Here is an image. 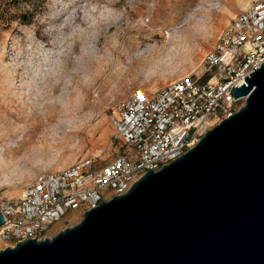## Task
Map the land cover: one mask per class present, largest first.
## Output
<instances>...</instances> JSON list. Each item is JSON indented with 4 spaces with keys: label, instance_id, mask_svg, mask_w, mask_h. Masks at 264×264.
Masks as SVG:
<instances>
[{
    "label": "rangeland",
    "instance_id": "374dc122",
    "mask_svg": "<svg viewBox=\"0 0 264 264\" xmlns=\"http://www.w3.org/2000/svg\"><path fill=\"white\" fill-rule=\"evenodd\" d=\"M256 1L0 0V201L82 159L110 162L117 104L200 75L220 32ZM13 246L0 238V251Z\"/></svg>",
    "mask_w": 264,
    "mask_h": 264
},
{
    "label": "water",
    "instance_id": "95a60500",
    "mask_svg": "<svg viewBox=\"0 0 264 264\" xmlns=\"http://www.w3.org/2000/svg\"><path fill=\"white\" fill-rule=\"evenodd\" d=\"M245 81V105L180 158L0 264H264V64Z\"/></svg>",
    "mask_w": 264,
    "mask_h": 264
},
{
    "label": "built area",
    "instance_id": "2783aa9c",
    "mask_svg": "<svg viewBox=\"0 0 264 264\" xmlns=\"http://www.w3.org/2000/svg\"><path fill=\"white\" fill-rule=\"evenodd\" d=\"M264 64V0L237 13L220 32L195 77L177 79L151 93L134 92L120 101L113 119L119 150L110 162L88 157L26 186L21 197L0 201V238L18 243L52 239L60 219L88 211L130 190L149 171H160L192 149L246 97L233 89ZM140 95H137V94ZM12 247V248H13Z\"/></svg>",
    "mask_w": 264,
    "mask_h": 264
},
{
    "label": "trees",
    "instance_id": "16d2710c",
    "mask_svg": "<svg viewBox=\"0 0 264 264\" xmlns=\"http://www.w3.org/2000/svg\"><path fill=\"white\" fill-rule=\"evenodd\" d=\"M28 22H29V21L25 20V21H23V24H28Z\"/></svg>",
    "mask_w": 264,
    "mask_h": 264
},
{
    "label": "snow or ice",
    "instance_id": "6c2138e0",
    "mask_svg": "<svg viewBox=\"0 0 264 264\" xmlns=\"http://www.w3.org/2000/svg\"><path fill=\"white\" fill-rule=\"evenodd\" d=\"M137 95H140L139 93Z\"/></svg>",
    "mask_w": 264,
    "mask_h": 264
}]
</instances>
